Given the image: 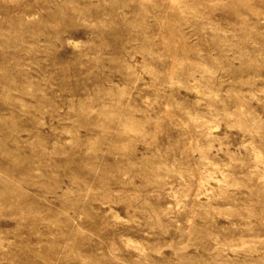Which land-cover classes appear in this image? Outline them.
I'll return each instance as SVG.
<instances>
[{
	"label": "rangeland",
	"instance_id": "1",
	"mask_svg": "<svg viewBox=\"0 0 264 264\" xmlns=\"http://www.w3.org/2000/svg\"><path fill=\"white\" fill-rule=\"evenodd\" d=\"M0 264H264V0H0Z\"/></svg>",
	"mask_w": 264,
	"mask_h": 264
}]
</instances>
